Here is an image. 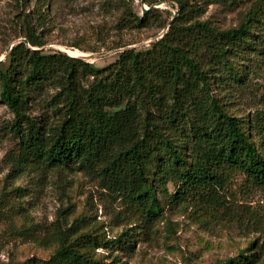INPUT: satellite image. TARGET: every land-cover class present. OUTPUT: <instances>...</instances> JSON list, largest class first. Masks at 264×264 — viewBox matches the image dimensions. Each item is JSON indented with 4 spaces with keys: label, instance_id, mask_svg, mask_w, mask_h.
<instances>
[{
    "label": "trees",
    "instance_id": "16d2710c",
    "mask_svg": "<svg viewBox=\"0 0 264 264\" xmlns=\"http://www.w3.org/2000/svg\"><path fill=\"white\" fill-rule=\"evenodd\" d=\"M126 1L134 0H120L130 27L158 14H133ZM160 1L177 6L163 36L147 49L120 52L103 68L44 52L43 15L34 8L23 29L28 44H16L8 68L0 67V96L15 116L9 129L19 138L9 156L11 172L77 167L119 204L109 213L127 225L115 240H105L80 232V220H57L48 240L57 247L44 264H115L95 251L110 249L130 231L149 237L167 212L187 213L206 227L228 221L264 233V221L240 210L232 190L238 176L247 191L264 190V109L251 115L246 131L244 120L228 114L215 95L223 69L238 77L231 50L250 37L253 25L264 29V0L237 28L222 31L200 19L203 5L235 0L149 4ZM45 93L60 119L56 126L29 114L31 101ZM256 258L242 253L225 264H254Z\"/></svg>",
    "mask_w": 264,
    "mask_h": 264
},
{
    "label": "rangeland",
    "instance_id": "374dc122",
    "mask_svg": "<svg viewBox=\"0 0 264 264\" xmlns=\"http://www.w3.org/2000/svg\"><path fill=\"white\" fill-rule=\"evenodd\" d=\"M150 1H126L131 12L140 16L144 15L143 8L159 7L155 18L130 27L126 25L129 10L120 0H0V67L8 68V50L23 39L26 16L34 8L43 15L41 40L46 53H109L93 60L96 67L103 68L117 60L120 50L147 49L167 31L169 21L177 14V6L171 1L153 5ZM259 1H211L203 5L200 19L219 31L237 28ZM263 40L264 29L253 25L250 37L234 47L229 56L238 77L223 69L222 83L215 92L228 114L244 120L246 131L251 115L264 109ZM48 96H36L29 114L52 127L60 119L53 115ZM14 119L0 96V264H44L57 247L50 246L48 240L62 218L69 224L80 220V232L115 240L127 227L109 213L112 205L118 208L119 204H111L108 193L77 167L42 173L11 172L9 156L19 143L9 129ZM19 187L24 189L23 195L16 192ZM232 190L240 210L264 221V190L247 191L240 176ZM126 234L110 249H97L95 256L115 264H225L243 253L250 258L256 255L254 264H264V233L228 221L206 227L187 213L167 212L149 237L139 230ZM38 238L45 239L44 243L37 242ZM253 242L255 249L250 247Z\"/></svg>",
    "mask_w": 264,
    "mask_h": 264
},
{
    "label": "water",
    "instance_id": "95a60500",
    "mask_svg": "<svg viewBox=\"0 0 264 264\" xmlns=\"http://www.w3.org/2000/svg\"><path fill=\"white\" fill-rule=\"evenodd\" d=\"M142 2L144 3L145 2V0H142ZM159 7H157V6H151L150 8H143V14H146L148 11H150V10H154V9H158ZM177 16V14L169 21V24H168V28H169V26L172 24V22H173V20H174V18ZM168 28H167V30H168ZM163 36V35H162ZM161 36V37H162ZM160 37V38H161ZM25 43V44H28V41H27V39H25V38H23V39H21L20 40V42L19 43ZM16 44H14V45H12L10 48H9V50H8V52L9 51H11L12 50V48L15 46ZM126 49H129V48H126ZM126 49H123V50H120L119 52H123L124 50H126ZM109 53H99V54H96V55H93V54H89V55H86V56H84V55H82V56H71V57H76V58H81V59H83V60H85V61H88V62H90V61H92L93 62V60H95V59H99V58H101V57H103V56H106V55H108Z\"/></svg>",
    "mask_w": 264,
    "mask_h": 264
}]
</instances>
